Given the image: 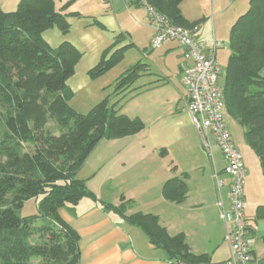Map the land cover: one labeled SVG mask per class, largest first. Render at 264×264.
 Listing matches in <instances>:
<instances>
[{
	"label": "trees",
	"instance_id": "16d2710c",
	"mask_svg": "<svg viewBox=\"0 0 264 264\" xmlns=\"http://www.w3.org/2000/svg\"><path fill=\"white\" fill-rule=\"evenodd\" d=\"M147 1L176 26L198 32L200 22L191 24L182 15L185 0ZM56 2L20 0L13 12L0 6V123L5 128L0 137V264H81L80 236L61 210H74L82 199L97 197L77 175L102 140L144 129L138 118L119 114L108 100L88 114L73 110L68 81L81 53L67 41L53 48L43 37L54 26L64 35L70 31L67 5L58 9ZM229 44L222 85L227 115L243 128L264 174V0H250L231 27ZM115 59L91 74L105 73ZM142 67L139 63L119 78L116 95L133 85ZM50 120L59 135L47 132ZM187 177L184 173L164 184L166 201H185ZM32 200L38 213L21 216ZM103 208L141 229L172 264H214L208 255L193 254L182 235L171 236L158 215L126 216L124 204L103 203Z\"/></svg>",
	"mask_w": 264,
	"mask_h": 264
},
{
	"label": "rangeland",
	"instance_id": "374dc122",
	"mask_svg": "<svg viewBox=\"0 0 264 264\" xmlns=\"http://www.w3.org/2000/svg\"><path fill=\"white\" fill-rule=\"evenodd\" d=\"M19 2L0 0V6L5 12H13ZM249 2L231 0L227 11L216 19V26L211 19L202 25L203 34H196L200 42L215 41L211 48L216 51V61L221 67L220 85L225 81L230 56L231 22L246 13ZM56 5L58 9L67 5L70 31L64 35L54 26L45 31L43 37L53 48L67 41L81 53L75 74L68 81L73 92V110L88 114L103 100H108L119 114L138 118L144 126L139 134L102 140L77 177L86 182L90 191L101 193L103 203L117 201L119 205L124 204L127 211H154L168 216L169 212L163 210V192L159 194L163 200L159 206L153 205L143 193L152 181V175L145 169L155 164L156 169L162 168L166 175L168 171L177 176L184 172L191 181H209L214 178L212 160L217 165L222 160L214 141H211L212 158L187 110L182 78L184 71L193 67V60L181 47L177 54L169 57L164 49H153L154 30L146 8L131 5L129 0H57ZM114 58L108 71L101 75L91 74L95 67ZM139 63L143 64L140 76L131 87L116 95L119 78ZM227 126L244 158V195L247 207L251 206L246 212L249 214L254 209L250 221L257 232L258 244L264 245V174L257 155L245 140L243 128L230 117H227ZM46 129L56 136L60 134L54 120L49 121ZM4 132V125L0 123V137ZM37 213L36 201L32 200L26 203L20 215Z\"/></svg>",
	"mask_w": 264,
	"mask_h": 264
},
{
	"label": "crops",
	"instance_id": "0c3cea01",
	"mask_svg": "<svg viewBox=\"0 0 264 264\" xmlns=\"http://www.w3.org/2000/svg\"><path fill=\"white\" fill-rule=\"evenodd\" d=\"M129 3L138 5L137 3L133 4L131 0ZM229 3L231 0L230 2L229 0H185L181 3L180 10L189 23L200 22L198 32L203 34L202 25L212 19L216 26V19L222 16L225 10L227 11ZM236 20H232L230 30ZM199 43L206 53L214 52L216 57V51L211 48L215 41L213 43L199 41ZM178 47L182 48L180 43L175 41L168 42L161 48L164 49L166 57H169L177 54ZM189 65L187 66L189 67ZM181 70L183 72L184 69L181 67ZM212 161L213 180L191 181L187 177L188 195L182 203L168 202L163 198L165 202L162 204L163 200L159 194L162 193L163 186L168 180L181 177L184 172L177 176V174L173 175L168 171L166 175L162 168L156 169L155 164L150 165L147 170L145 169L152 175V181H150V187L144 189L143 193L147 195L153 205L162 204L164 212H169V217L165 215L163 217L161 213H154V211L149 213L159 216L161 224L171 236L182 235L193 254H205L214 264H226L231 257L223 220V212L228 208V179L223 174V159L218 162V165L214 160ZM217 175L226 182L221 188L217 185ZM93 191L96 194L97 190ZM96 197V201L90 198L82 199L74 210H70V208L61 210L64 219L74 227L80 236L81 264H172L168 260L167 254L153 246L141 229L131 225L120 215L105 212L101 193L97 192ZM121 197L127 198L122 195ZM113 202L114 204H111L119 205V202ZM250 207L248 205L247 211ZM250 211L249 214L246 212V217L250 224L253 251L260 264H264V245L258 244V240H256L257 232L250 221L253 218L254 209L252 208ZM134 213L127 211L126 216Z\"/></svg>",
	"mask_w": 264,
	"mask_h": 264
},
{
	"label": "built area",
	"instance_id": "2783aa9c",
	"mask_svg": "<svg viewBox=\"0 0 264 264\" xmlns=\"http://www.w3.org/2000/svg\"><path fill=\"white\" fill-rule=\"evenodd\" d=\"M131 1L146 8L149 24L155 32L153 49L158 50L164 44L176 41L193 60V67L187 68L182 78L187 110L208 152L212 154L211 141L219 148L224 162L223 174L228 179V208L223 212V220L231 257L226 264H260L253 251L246 217L244 158L227 126L226 104L219 83L221 67L213 53L204 51L195 30L176 26L147 0ZM216 179L219 188L226 184L218 175Z\"/></svg>",
	"mask_w": 264,
	"mask_h": 264
},
{
	"label": "water",
	"instance_id": "95a60500",
	"mask_svg": "<svg viewBox=\"0 0 264 264\" xmlns=\"http://www.w3.org/2000/svg\"><path fill=\"white\" fill-rule=\"evenodd\" d=\"M180 264H187L186 262H181Z\"/></svg>",
	"mask_w": 264,
	"mask_h": 264
}]
</instances>
